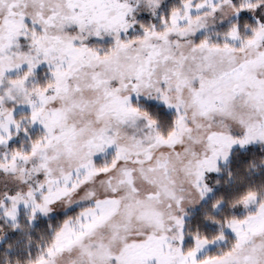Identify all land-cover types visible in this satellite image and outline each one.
I'll list each match as a JSON object with an SVG mask.
<instances>
[{
  "label": "snow or ice",
  "instance_id": "snow-or-ice-1",
  "mask_svg": "<svg viewBox=\"0 0 264 264\" xmlns=\"http://www.w3.org/2000/svg\"><path fill=\"white\" fill-rule=\"evenodd\" d=\"M0 264H264V0H0Z\"/></svg>",
  "mask_w": 264,
  "mask_h": 264
}]
</instances>
